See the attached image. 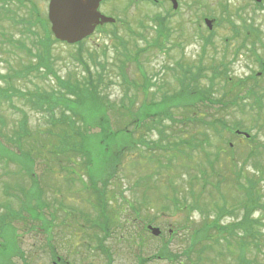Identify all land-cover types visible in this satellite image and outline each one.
I'll return each instance as SVG.
<instances>
[{
    "label": "rangeland",
    "instance_id": "rangeland-1",
    "mask_svg": "<svg viewBox=\"0 0 264 264\" xmlns=\"http://www.w3.org/2000/svg\"><path fill=\"white\" fill-rule=\"evenodd\" d=\"M135 1L132 4L130 0H114L108 4V15L121 22L114 29L103 27L83 43L88 52L95 53L97 62L104 64L102 74H98L88 63L97 90L105 100L115 107L131 104L139 108L145 101L160 102L167 93L179 88L175 89L176 74L172 69L176 65L203 67L202 79L192 83L200 90L214 85L212 90L217 99L227 86L224 88L217 79L212 80L213 70L221 73L224 66L226 73L235 80L253 77L248 80L249 85L253 84L256 90L258 86L261 88L262 107L250 99L244 100L242 110H227L231 112L224 119L229 130L247 132L252 140L231 137L226 130L213 134L207 128L212 135L207 137V146L204 145L203 150L191 151L185 143L190 139L200 140L205 131L204 122L225 114V111L219 114L220 106L209 104H199L194 114L174 110L172 121L163 120L156 130L145 133L147 140H153L155 148L152 151L145 147L140 150L132 148L127 156L117 155L116 181L105 187L107 193L98 191L101 207L105 206V215L112 221L108 236L92 225L99 222L100 213L96 210L94 195L89 193L95 184L90 182L89 185L85 181L80 166L73 167L70 174H62L55 166L52 173H48L46 162L42 163V157L37 154L40 148L37 145L29 155L33 178L26 177L18 171L17 165L5 161V156L17 154V150L13 147L12 153L0 148V222L3 223L4 214L20 208L24 215L12 217L29 220L28 223L17 222L16 228L12 225L3 228L0 223V264H53L57 258L66 261L68 257L73 264H139V261L146 260L145 264H180L183 258L178 253L186 246L182 238L189 231L204 222H214L219 227L234 226L240 219L248 224L245 230L236 228L234 234L224 232L206 236L194 264H264V235L259 253L252 246L247 249V245L235 237V233L242 237L246 230L254 234L264 233V212L259 208L264 205V68L259 66V60L264 62V1L263 7L259 8L251 0H177V11L170 17L165 13L169 2L164 5L158 0L160 4L148 6L142 0ZM47 2L12 0L6 5L7 22L3 23L0 18V75L3 77L11 75L10 70H18L45 55L57 79L65 81L67 76L85 78V70L71 57L76 46L65 47L67 45L56 43L46 52L41 42L44 38L47 45L51 40L44 35L45 29L38 25L28 26L25 30L21 27L22 21L30 20L32 24L35 14L41 19L45 17ZM115 6L119 13L113 8ZM204 15L216 20L212 33L203 25L201 17ZM161 18L166 19L168 38L164 53L152 46L146 55L147 60L143 54H138L137 66L129 63L125 69H119L114 59L122 58L119 56L122 49L112 35L118 34L128 47L144 45L141 40L130 37L141 33L150 36L148 42L152 43L156 31L153 27ZM141 26H147L148 30L140 29ZM9 40L23 48L15 46L8 53L13 47ZM25 50L31 56L26 55ZM128 51L131 53L130 49ZM83 55L88 61L87 53ZM140 71L144 77L140 76ZM15 87L22 93L29 90L31 93L52 94L55 99L63 94L52 76L41 79L34 74L29 80L16 83ZM9 89L6 80L0 81V117L5 124L4 133L11 134L13 129L16 132V123L24 114L34 133L48 129V106L35 111L24 98L13 96L9 101L5 98ZM56 109L58 114L59 106ZM157 131L162 135H157ZM139 136L135 131L134 138L139 140ZM229 136L231 148L228 149L226 140ZM31 143L35 145L33 141ZM203 152L206 153L202 155ZM213 158L217 162L209 163ZM80 162L76 158L70 163L79 165ZM217 174L227 180L226 185H220ZM36 179L41 195L36 188H30L29 180ZM98 187L101 188L99 184ZM6 188H9L7 192ZM18 188L23 190L24 196L13 195ZM245 189L250 192V201L244 199ZM3 192L12 196H4ZM164 194L166 199L162 196ZM247 203L257 205L248 214L244 210ZM148 225L161 228L164 234L169 227L175 228V233L183 234V237L175 241L165 237L153 239L145 231ZM17 232L20 236L16 235ZM45 232L51 234L47 236ZM50 244L54 251L50 250ZM19 248L21 253L17 257ZM104 249L109 252L108 257L102 253ZM160 249L167 251L166 257L152 261ZM53 253H56L54 259Z\"/></svg>",
    "mask_w": 264,
    "mask_h": 264
},
{
    "label": "trees",
    "instance_id": "trees-1",
    "mask_svg": "<svg viewBox=\"0 0 264 264\" xmlns=\"http://www.w3.org/2000/svg\"><path fill=\"white\" fill-rule=\"evenodd\" d=\"M3 3L6 4V0H3ZM38 20L39 16L36 15L35 21L37 22ZM167 39L166 32H158L151 46L162 49L165 47ZM252 44L254 45V43ZM121 45L124 44L121 42ZM126 49L127 47L123 46L122 50L125 51ZM26 51L28 52V50ZM84 53L86 52L78 51L73 57H76L77 62L85 70V78L67 76L65 81L57 79L50 61L45 55L39 57L34 63L21 66L18 70H10L11 75L4 77V80L7 81V86L10 87V93L5 97L7 100L10 101L13 96L24 98L30 108L35 111L36 108L41 109L43 106H48L49 109L47 110L50 120L48 129L44 132L34 133L29 126L27 116L24 114L22 119L16 123V132L13 129V132L7 135L4 133L5 124L0 117V148L4 150L9 148V151H11V148L14 147L20 152L16 155L11 151L13 155L9 153V163L14 158L21 165L24 164L25 168L31 169L33 166L30 164V150L32 149L34 152L38 145L40 148L37 149V154L42 157V163L46 162V169L49 170L47 166H50V164L63 162L71 164L70 162L75 161L77 157H81V166L85 170L88 180L95 184L105 176H108V179L114 176L118 166L117 155L126 154L127 156L134 142L155 148L151 140L149 145L150 142L146 139L145 133L156 130V127L163 120L172 121L174 110L181 109L185 113L194 114L196 106L209 104L220 106L217 110L219 114L221 111H225V114H220L217 118L211 117L208 122H204L205 131L202 134V138L195 142L200 147V150H203L205 147L203 145L207 146L208 144L207 137L212 136L207 128L213 134H219L224 130L230 131L224 122L227 114L231 112L227 110L237 109L240 111V109L242 110L243 101L249 99L258 107H262L261 88L258 86L256 90L253 84L250 86L248 83V80H253V77L235 80L226 73V69L221 73L217 72V69L213 70L212 80L217 79L224 88L227 86V89H224L217 99H215L216 95L212 90L214 85H211L208 89L200 90L199 87L191 82L188 87L179 90L177 93L166 95L160 102L145 101L141 108H134L131 104L115 107L106 101L104 96L97 90L98 86L96 80L93 79V73L89 71L90 67L83 60ZM88 56L91 57L90 54ZM119 56L122 59H114L115 63L119 64V69H125V64L128 62L135 64L136 57L132 55V52H122ZM91 64L95 67L98 74H102V71L99 70L104 67L103 63L97 62L95 57L94 60H91ZM263 64H260L261 68H264ZM34 74H38L41 79L49 75L53 76L57 86L69 97L61 94L59 99H55L52 94L31 93L29 90L22 93L15 87L16 83L27 81ZM183 75H186V71L183 72ZM142 76H144V73H142ZM57 106H62L65 111L56 116L54 108H57ZM189 120L193 119L189 118ZM138 129H140V132H138ZM135 131L140 135L139 140H136L138 142L134 141L133 135H135ZM158 134L159 136L162 135L160 131H157ZM15 136L16 138L14 139ZM252 138L250 139L252 140ZM48 139L50 141L47 143L43 141ZM32 141L35 143L34 146L31 143ZM205 153L203 152L202 155ZM216 162L217 159L213 158L209 163L215 164ZM217 180L221 182L220 185H226L227 183V180H223L218 174ZM244 199L247 201L251 199L250 192L246 191V189ZM256 206L254 203H247L244 206L245 213L248 214ZM259 208L264 212V205ZM246 224V220H241L234 226L219 227L214 222H211V224L204 222L198 228L187 231V235L182 238L186 243L185 248L181 251L184 263L194 264V259L206 240V236L219 235L224 232L234 234L233 232L236 228L245 230L248 225ZM183 225L185 226V224ZM242 234V237H238L240 242H244L247 245V249L252 246L255 252L259 253L262 248L264 233L254 234L246 230ZM174 236L175 233L172 234L171 238ZM256 240H259V242H256ZM166 254L167 251L162 249L159 256ZM240 262L242 263L243 260H240ZM214 264H218V262Z\"/></svg>",
    "mask_w": 264,
    "mask_h": 264
},
{
    "label": "water",
    "instance_id": "water-1",
    "mask_svg": "<svg viewBox=\"0 0 264 264\" xmlns=\"http://www.w3.org/2000/svg\"><path fill=\"white\" fill-rule=\"evenodd\" d=\"M100 0H50L48 20L54 37L73 44L89 35L96 24L110 22L96 12ZM209 26L210 22L206 21ZM152 233L158 235V230Z\"/></svg>",
    "mask_w": 264,
    "mask_h": 264
},
{
    "label": "flooded vegetation",
    "instance_id": "flooded-vegetation-1",
    "mask_svg": "<svg viewBox=\"0 0 264 264\" xmlns=\"http://www.w3.org/2000/svg\"><path fill=\"white\" fill-rule=\"evenodd\" d=\"M101 6V5H100Z\"/></svg>",
    "mask_w": 264,
    "mask_h": 264
}]
</instances>
